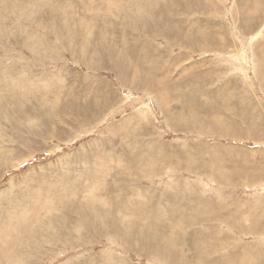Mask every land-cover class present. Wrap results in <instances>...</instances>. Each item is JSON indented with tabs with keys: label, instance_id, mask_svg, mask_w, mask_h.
<instances>
[{
	"label": "rangeland",
	"instance_id": "1",
	"mask_svg": "<svg viewBox=\"0 0 264 264\" xmlns=\"http://www.w3.org/2000/svg\"><path fill=\"white\" fill-rule=\"evenodd\" d=\"M263 76L264 0H0V264H264Z\"/></svg>",
	"mask_w": 264,
	"mask_h": 264
},
{
	"label": "bare ground",
	"instance_id": "2",
	"mask_svg": "<svg viewBox=\"0 0 264 264\" xmlns=\"http://www.w3.org/2000/svg\"><path fill=\"white\" fill-rule=\"evenodd\" d=\"M6 33H7V32H6ZM6 76H7V75H6ZM263 77H264V76H263ZM50 78H51V77H50ZM4 79H5V78H4ZM49 90H50V89H49ZM140 101H141V100H140ZM135 102H136V101H135ZM67 190H68V189H67ZM73 191H74V190H73ZM68 193H70V192L68 191ZM64 194H65V193H64ZM66 194H67V193H66ZM66 194H65V195H66ZM71 194H73V193H70V195H71ZM74 197H76V196L74 195ZM62 201H63V200H62ZM31 202H32V201H31ZM51 202H52V201H51ZM22 203H23V202H22ZM26 204H27V203H26ZM26 204H25V205H26ZM21 205H22V204H21ZM27 207H28V206H27ZM50 207H51V206H50ZM44 210H45V209H44ZM52 210H53V209H52ZM49 211H50V209H49ZM38 213H39V212H38ZM49 213H50V212H49ZM35 218H37V220H38V222H39L40 218H38V217H35ZM35 218H34V220L36 221ZM34 220H33V221H34ZM20 221H21V223L23 222L22 220H20ZM35 221H34V222H35ZM43 221H44V220H43ZM43 221H42V222H43ZM38 222H36V223H38ZM18 223L20 224V222H18ZM19 224H18V225H19ZM16 225H17V224H16ZM41 225H42V224H41ZM20 226H21V225H20ZM34 226H35V225H34ZM7 227H9V226H7ZM7 227H4V228H2V229L0 228L1 235H2V233H5V232H7V230H9ZM15 227H16V226H15ZM27 227H28V226H27ZM64 227H65V226H64ZM5 228H7V230H6ZM10 228H11V225H10ZM19 229H21V227H20ZM24 229H25V228H24ZM13 230H16V229H13ZM21 230H22V229H21ZM18 231H19V230H18ZM16 232H17V230H16ZM16 232L14 231L15 234H16ZM8 233H10V232L5 233V234H6L5 237L7 236V238L9 237V236H8V235H9ZM11 234H12V233H10V235H11ZM1 235H0V236H1ZM3 235H4V234H3ZM12 236H13V234H12ZM2 237H3V236H2ZM10 238H11V241L14 240V239H12V237H10ZM10 238H8V239H10ZM14 238H15V235H14ZM3 239H4V238H3ZM8 239H7V240H8ZM1 240H2V238H1ZM5 241H6V240H5ZM5 241H4V242H5ZM0 242H1V241H0ZM4 242H3V243H4ZM6 242H7V241H6ZM8 243H9V242H7V245H8ZM14 244H15V243L8 245L7 248H10L9 246H11V247L14 246ZM5 245H6V244H5ZM1 247H2V246H1ZM1 247H0V248H1ZM7 248H3V250H4V249H7ZM14 249H15V248H14ZM0 251H1V250H0ZM6 251H8V253H9V255H7V256H8V257L11 256V249L6 250ZM2 252H3V251H2ZM5 253H6V252H5ZM1 255H2V254H1ZM3 256H5V255L3 254ZM7 256H6V257H7ZM0 257L2 258V256H0ZM8 257H7V258H8ZM1 258H0V259H1ZM5 260H6V259H5Z\"/></svg>",
	"mask_w": 264,
	"mask_h": 264
}]
</instances>
